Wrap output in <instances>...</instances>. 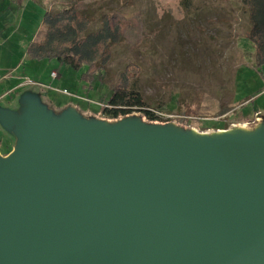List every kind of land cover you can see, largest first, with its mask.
Listing matches in <instances>:
<instances>
[{"label": "water", "instance_id": "obj_1", "mask_svg": "<svg viewBox=\"0 0 264 264\" xmlns=\"http://www.w3.org/2000/svg\"><path fill=\"white\" fill-rule=\"evenodd\" d=\"M0 102V264H264V114L201 131Z\"/></svg>", "mask_w": 264, "mask_h": 264}, {"label": "rangeland", "instance_id": "obj_2", "mask_svg": "<svg viewBox=\"0 0 264 264\" xmlns=\"http://www.w3.org/2000/svg\"><path fill=\"white\" fill-rule=\"evenodd\" d=\"M0 3L3 12L13 9L0 17V40L5 37L6 46L11 45V52L10 47L0 49V75L11 70L20 79L39 78L47 82L49 72L57 70L61 82H53L52 88L26 87L41 89L50 106L69 101L82 113L108 118L99 111L100 106L108 103L119 74L126 69L136 75L127 73L130 79L136 78L134 87L142 96V108L164 121L206 131L248 124L255 113L264 114V78L260 76L264 69L255 67L253 44L245 37L249 21L241 12L239 0H0ZM69 6L88 12L93 17L92 28L98 26L101 13L124 24L123 40L110 48L112 58L95 72L93 89L84 90L79 71L66 64L26 57L25 40L39 41L44 37L41 25L44 11ZM13 16H19L24 36L19 21L12 31ZM15 83L12 81L8 87ZM21 90L10 96L0 92L1 103L15 106L17 92ZM132 112L142 115L141 110ZM12 145L13 139L0 129V152L6 154Z\"/></svg>", "mask_w": 264, "mask_h": 264}, {"label": "trees", "instance_id": "obj_3", "mask_svg": "<svg viewBox=\"0 0 264 264\" xmlns=\"http://www.w3.org/2000/svg\"><path fill=\"white\" fill-rule=\"evenodd\" d=\"M239 2L241 12L249 21L245 37L253 44L255 67L264 69V0ZM110 20L107 13H101L98 26L92 28L93 17L84 9L69 6L46 10L41 17L44 37L28 43L26 57L30 60H57L66 64L79 71L78 78L84 90L93 89L95 72L112 58L110 48L123 40L124 24ZM127 73L133 74L126 69L119 74L117 87L112 91L108 103L100 106L102 115L113 119L137 109L142 111V116L147 120L164 121L150 110L142 108V96L134 87L136 78L130 79ZM260 76L264 78L261 72Z\"/></svg>", "mask_w": 264, "mask_h": 264}, {"label": "crops", "instance_id": "obj_4", "mask_svg": "<svg viewBox=\"0 0 264 264\" xmlns=\"http://www.w3.org/2000/svg\"><path fill=\"white\" fill-rule=\"evenodd\" d=\"M0 5H2V3H0ZM9 10L8 11H11L12 12V10L13 9H11V8H8ZM8 11H2V9L0 8V17L1 16H3L4 14H6ZM19 13H21V11L19 12ZM13 15V14H12ZM14 17V21H13V23H12V31L15 29V25H16V23L19 21L18 19H19V16H17V17H15V16H13ZM1 25V24H0ZM11 25V24H10ZM21 25H22V22H20L19 21V23H18V27L22 30V34H23V36H24V32H25V29L23 28V27H21ZM13 35L17 38V41H20V39H18V36H16V33H13ZM25 40V39H24ZM31 41V40H30ZM30 41H26L25 40V42H24V45H28V43L30 42ZM33 41V40H32ZM6 38L5 37H3L1 40H0V49H2L3 48V50H5L6 49V47H10L9 48V51L11 52V45L10 46H6ZM27 48V47H26ZM10 72H8V73H6V74H1L0 75V92H1V94L2 93H4L3 94V96H5V95H12L13 93L15 94V91L17 90V89H19V88H17V84H18V82L20 81V77H18V76H16L15 74H14V71H11V70H9ZM52 71V70H51ZM50 71V72H51ZM50 72H49V80L46 82L45 80H41V79H37V81H39V82H41V83H43V84H45V85H49L50 87L49 88H52V85H54L53 84V82H55V81H57V83L58 82H61V80H60V78H59V74H58V78H56V79H53L51 76H50ZM9 74H12V76L10 77L9 76ZM16 81V83L14 84V86H12V87H8V85H10L11 83H12V81ZM36 80V79H35ZM49 88H47V89H49ZM58 92H61V94L62 93H64L63 91H59V90H57ZM63 95H65V94H63ZM2 96V97H3ZM66 96H68V95H66ZM2 97H0V99H2ZM1 102V101H0ZM69 103V101H64V102H62V104L60 103V104H58V105H56L55 107H62V106H64V105H66V104H68ZM73 103H75V102H73ZM77 105H79V104H77Z\"/></svg>", "mask_w": 264, "mask_h": 264}, {"label": "built area", "instance_id": "obj_5", "mask_svg": "<svg viewBox=\"0 0 264 264\" xmlns=\"http://www.w3.org/2000/svg\"><path fill=\"white\" fill-rule=\"evenodd\" d=\"M9 76L11 77L12 74H9ZM50 76L53 78V79H56L58 78V71L57 70H52L50 72ZM27 86H39V87H45V88H49L50 86L49 85H45L37 80H33V79H20V81L18 82L17 84V88H20V89H24V87L26 88ZM64 92V91H63ZM18 93V92H17ZM258 117V114L255 113V117L252 121H250L251 123L254 122V120ZM248 122V124L250 123Z\"/></svg>", "mask_w": 264, "mask_h": 264}]
</instances>
